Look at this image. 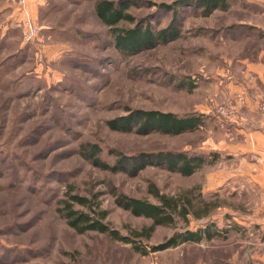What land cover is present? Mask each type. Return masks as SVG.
Returning <instances> with one entry per match:
<instances>
[{
    "label": "rangeland",
    "instance_id": "1",
    "mask_svg": "<svg viewBox=\"0 0 264 264\" xmlns=\"http://www.w3.org/2000/svg\"><path fill=\"white\" fill-rule=\"evenodd\" d=\"M100 1L0 0V264H242V233L226 229L260 200L259 185L250 182L249 164L259 154L249 150L245 61L264 50L261 0H228V11L210 16L179 0H110L128 5L134 18L119 29L179 32L133 53L117 49L113 29L96 13ZM27 15L39 29L31 40L23 30ZM136 109L196 114L202 124L180 135L108 127ZM94 144L109 164L165 151L204 155L209 164L191 176L154 165L136 176L113 173L92 164ZM152 187L189 199L198 211L210 205L211 216L158 226L138 244L161 243L206 221L225 236L142 255L105 234L78 233L59 212L69 193L87 197L107 210L112 228L133 237L152 221L117 199L155 203Z\"/></svg>",
    "mask_w": 264,
    "mask_h": 264
},
{
    "label": "trees",
    "instance_id": "2",
    "mask_svg": "<svg viewBox=\"0 0 264 264\" xmlns=\"http://www.w3.org/2000/svg\"><path fill=\"white\" fill-rule=\"evenodd\" d=\"M176 3L195 4L203 10L204 16H210L216 11H228L231 6L228 0H179ZM127 9L128 5H118L110 0H102L96 5L98 17L104 24L113 29L116 47L120 51L133 53L152 48L160 41L179 37V32L173 30L172 27L164 28L157 34L150 27L143 28L140 25L131 29H119L117 25L121 21H134V18L127 13ZM201 124L202 119L196 114L180 116L172 112L144 109L133 110L127 116L107 122L108 127L112 130L124 133L135 130L139 135L152 133L180 135L197 130ZM91 148L93 155L89 158L94 166L113 173L124 172L131 176H136L141 170L150 165L165 167L169 171L177 172L183 176H191L206 164H209L204 155H192L183 151H165L156 154L142 152L136 155H121L117 163L109 164L98 157L101 152L98 145L94 144ZM150 192L157 199V202L153 203L146 199L125 195L117 199L118 206L124 210L129 211L136 217H143L152 221L149 227L140 231H133V237L122 235L119 230L112 228L106 222L107 210L102 209L99 203L87 197L69 193L59 212L66 219L68 225L78 233L95 231L105 234L113 240L130 244L136 252L142 255L164 251L184 243L197 244L204 239L209 241L216 237L225 236L224 231L217 229L213 225L214 223L206 221L204 227L200 226L196 230L187 229L177 232L161 243L147 247L138 244V240H150L155 228L158 226L177 227L178 219H182L188 224L190 215L196 220H206L211 216L212 208L210 205H205L204 209L198 211L189 199L163 194L156 187H152ZM76 205L86 208L88 211L76 209Z\"/></svg>",
    "mask_w": 264,
    "mask_h": 264
},
{
    "label": "crops",
    "instance_id": "3",
    "mask_svg": "<svg viewBox=\"0 0 264 264\" xmlns=\"http://www.w3.org/2000/svg\"><path fill=\"white\" fill-rule=\"evenodd\" d=\"M263 7L264 0H261V8ZM256 22H264L263 9H260ZM245 63L251 76V83L247 90L249 94L247 97V107L249 108L247 118L250 123V129L247 134L249 136V150L259 154L256 157L258 161L249 164L250 182H253L254 186L259 185L260 200L258 204L254 203V207H248L247 205L240 217L234 215V222L228 224L226 230L228 233L233 232L238 235L242 233L243 256L238 257L242 264H264V112H258L260 110L257 108L259 101L264 103V50H260L259 60L245 61ZM251 170L254 171V175ZM206 241L204 239L199 244H203ZM236 256L234 255L233 260L237 259Z\"/></svg>",
    "mask_w": 264,
    "mask_h": 264
},
{
    "label": "built area",
    "instance_id": "4",
    "mask_svg": "<svg viewBox=\"0 0 264 264\" xmlns=\"http://www.w3.org/2000/svg\"><path fill=\"white\" fill-rule=\"evenodd\" d=\"M21 1L24 5L25 0H21ZM23 30H24V36L26 40L33 39L39 33V29L37 25L34 23V20L28 15L23 20ZM239 98L241 101H245V99L242 96H239ZM260 106H261V109L264 111V103H262Z\"/></svg>",
    "mask_w": 264,
    "mask_h": 264
}]
</instances>
